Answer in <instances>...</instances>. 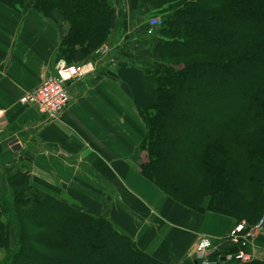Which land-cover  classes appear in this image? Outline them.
I'll list each match as a JSON object with an SVG mask.
<instances>
[{
    "label": "trees",
    "instance_id": "1",
    "mask_svg": "<svg viewBox=\"0 0 264 264\" xmlns=\"http://www.w3.org/2000/svg\"><path fill=\"white\" fill-rule=\"evenodd\" d=\"M113 1L0 3L17 12L29 7L66 30L57 66L84 64L109 41L119 25ZM136 1L161 15L162 24L152 36L147 24L139 39L149 58L126 47L119 53L153 90L154 102L138 110L145 126L139 171L193 212L254 227L264 217V0ZM7 184V197L0 198V264H166L104 215L35 187L29 169L10 173ZM246 246L225 242L211 260L240 264L222 260L253 252Z\"/></svg>",
    "mask_w": 264,
    "mask_h": 264
},
{
    "label": "crops",
    "instance_id": "2",
    "mask_svg": "<svg viewBox=\"0 0 264 264\" xmlns=\"http://www.w3.org/2000/svg\"><path fill=\"white\" fill-rule=\"evenodd\" d=\"M120 1V7L119 0L113 6L125 43L112 45L119 53L126 47L147 59L148 45L139 41L147 24L128 29L150 10L136 0ZM65 32L32 9L17 12L0 3V121H7L0 131V184L8 188L5 175L20 160L29 162L35 187L94 216L104 215L139 249L166 264L192 260L201 239H211L217 248L227 243L234 219L185 208L139 171L145 126L138 110L154 102L153 90L151 80L121 54L86 61L87 77L69 86L71 104L55 118L19 104L55 76L54 59ZM15 140L18 151L11 147ZM4 192L0 196L6 198L8 189ZM256 247L254 253L261 250L264 260Z\"/></svg>",
    "mask_w": 264,
    "mask_h": 264
},
{
    "label": "built area",
    "instance_id": "3",
    "mask_svg": "<svg viewBox=\"0 0 264 264\" xmlns=\"http://www.w3.org/2000/svg\"><path fill=\"white\" fill-rule=\"evenodd\" d=\"M160 20L149 23L148 35H153L157 28L161 27ZM111 49L104 45L96 53V57H108ZM87 77L86 65H68L61 62L57 65V75L44 81L40 87L30 94H25L19 99V104L24 107H32L44 116L55 118L63 113L71 104L72 97L69 86ZM264 228V218L254 227L249 228L246 221L236 225L229 234L228 242L235 246L247 247L254 244L259 232ZM215 250L213 242L208 239H201L194 249L193 260L201 264H219V261L210 259L211 252ZM254 259L252 253L239 251L236 255H228L225 260L231 263H247Z\"/></svg>",
    "mask_w": 264,
    "mask_h": 264
},
{
    "label": "rangeland",
    "instance_id": "4",
    "mask_svg": "<svg viewBox=\"0 0 264 264\" xmlns=\"http://www.w3.org/2000/svg\"><path fill=\"white\" fill-rule=\"evenodd\" d=\"M123 3H124V1H123ZM122 5V1H120V2H118L117 3V8L118 7H120ZM27 10H29V7H27V8H25V9H23L22 10V12L23 11H27ZM161 19V15H156V14H154V13H152V11H150V12H148L146 15H144V17L141 19V20H136V21H131L132 22V24L130 25V28L128 29V30H130V31H132L133 32V29L134 30H136V29H139V28H141V27H139L138 25L142 22L143 23V25L144 24H148V22H151V21H154V20H160ZM121 31H122V27L120 26V24H119V26H118V28L114 31V33H113V35H112V38H110L109 39V41L105 44V45H110L109 47H110V49H111V52H110V56H108V57H96V55L93 57V58H98V59H108L109 57H111V56H114V55H117L119 52H118V49L116 48V47H113V45L112 44H117V43H125V41H124V39H123V36L122 35H120L121 34ZM120 35V36H119ZM120 38V39H119ZM113 51V52H112ZM91 60V59H90ZM2 135V134H1ZM4 139V135H2L1 137H0V141H2ZM15 163H17V161H15ZM15 167H14V169H13V172H16V171H19V170H23V169H29L30 167V164H29V162H24L23 160H20L18 163H17V165H14ZM9 169H6L5 170V172L3 171V174H6V172L8 171ZM6 177H8L9 176V174H6L5 175ZM6 189H8L7 188V186H5L4 184H0V194H4V193H6V192H4V191H6ZM0 198H2V199H6V198H4V197H2V196H0ZM264 218V217H263ZM259 223V222H258ZM262 232H263V234H262ZM264 235V228L259 232V235ZM259 235H258V237H257V240H258V238H259ZM260 239V238H259ZM256 240V241H257ZM261 241L263 242L264 241V239H262L261 238ZM262 242H260V243H256V244H258V247L259 248H262V250H263V253H264V244H261ZM259 244H261V246H259ZM256 246V245H255ZM257 248V247H256ZM261 251V250H260ZM260 251H258V253H254V256H255V259H263V257L261 256V255H259V253H262V252H260ZM1 257H2V254L0 253V259H1Z\"/></svg>",
    "mask_w": 264,
    "mask_h": 264
},
{
    "label": "water",
    "instance_id": "5",
    "mask_svg": "<svg viewBox=\"0 0 264 264\" xmlns=\"http://www.w3.org/2000/svg\"><path fill=\"white\" fill-rule=\"evenodd\" d=\"M6 124H7L6 119H3L2 121H0V131L2 127L6 126ZM11 147L13 151H18L20 149V146L18 145V140L11 142Z\"/></svg>",
    "mask_w": 264,
    "mask_h": 264
}]
</instances>
